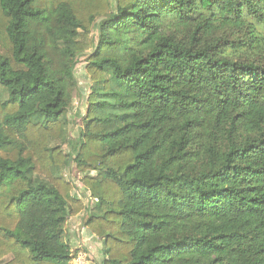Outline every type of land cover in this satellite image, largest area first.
I'll list each match as a JSON object with an SVG mask.
<instances>
[{"label":"trees","instance_id":"16d2710c","mask_svg":"<svg viewBox=\"0 0 264 264\" xmlns=\"http://www.w3.org/2000/svg\"><path fill=\"white\" fill-rule=\"evenodd\" d=\"M114 2L0 0V264H69L81 212L100 264H264V0Z\"/></svg>","mask_w":264,"mask_h":264},{"label":"rangeland","instance_id":"374dc122","mask_svg":"<svg viewBox=\"0 0 264 264\" xmlns=\"http://www.w3.org/2000/svg\"><path fill=\"white\" fill-rule=\"evenodd\" d=\"M111 12L114 11V0H109ZM100 21V19H97L96 22L93 24L91 28L90 37L94 41V44L97 43V23ZM91 53V50L81 53L77 57L76 64L74 66V78L76 80V86L71 92V104L69 106L68 114H67V131H68V137L72 140H74L78 133L81 130L82 124H81V117L85 115L87 110V98L90 93V88L92 86V83L90 81V78L88 74L86 73V57ZM63 152L67 153L71 149L68 147V145L62 146ZM85 176H96V172L94 171H86L85 173L79 172L77 167L74 163L69 162L66 165V168L64 172L62 173V177L67 181L73 184V192L72 195L76 198L81 200L84 204H87L88 206L92 207L93 200L90 199L89 191L84 187L82 183V178ZM74 219V217H73ZM77 222H75L73 226V231H75L78 235L77 241L74 243H77L78 245L74 247L70 262L69 264H74L72 258L77 251V247L80 248V250L84 251V262L85 264H100L102 260V254H101V242L95 238L94 236L90 235L91 237H84L86 235L87 230L85 229V223L87 220L86 216H82L78 218ZM72 222H67V226L72 227ZM75 229V230H74ZM69 240V239H68ZM70 241V240H69ZM71 247L73 248V245L70 241ZM90 244V245H89ZM76 245V244H75ZM77 251V252H76ZM76 252V253H75Z\"/></svg>","mask_w":264,"mask_h":264},{"label":"crops","instance_id":"0c3cea01","mask_svg":"<svg viewBox=\"0 0 264 264\" xmlns=\"http://www.w3.org/2000/svg\"><path fill=\"white\" fill-rule=\"evenodd\" d=\"M82 216H86L87 217V215H86V213L85 212H81L80 214H78L77 216H75L74 217V219H73V217L72 218H70L69 220H68V222H72V227L71 226H67V236H68V239L71 241V243H72V245H73V248L75 247V246H77L78 244L77 243H74V242H76L77 240V238H78V235H77V233L75 232V231H73V226H74V224H75V222H77V220H79L78 218H80V217H82ZM77 219V220H76ZM76 225V224H75ZM75 230V229H74ZM90 235H92L89 231H87V233H86V235H84V237H85V239H86V237H91ZM93 236V235H92ZM76 244V245H75ZM90 245V244H89Z\"/></svg>","mask_w":264,"mask_h":264},{"label":"built area","instance_id":"2783aa9c","mask_svg":"<svg viewBox=\"0 0 264 264\" xmlns=\"http://www.w3.org/2000/svg\"><path fill=\"white\" fill-rule=\"evenodd\" d=\"M77 249V253H76V255H74V257L72 258V260H73V263L74 264H85L84 262L82 263V261H84V251H82V250H80V248H76Z\"/></svg>","mask_w":264,"mask_h":264}]
</instances>
